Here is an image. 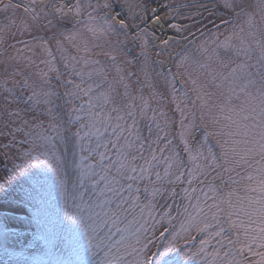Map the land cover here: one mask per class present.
Listing matches in <instances>:
<instances>
[{"label":"snow or ice","instance_id":"6c2138e0","mask_svg":"<svg viewBox=\"0 0 264 264\" xmlns=\"http://www.w3.org/2000/svg\"><path fill=\"white\" fill-rule=\"evenodd\" d=\"M2 161L58 264H264V0H0Z\"/></svg>","mask_w":264,"mask_h":264},{"label":"rangeland","instance_id":"374dc122","mask_svg":"<svg viewBox=\"0 0 264 264\" xmlns=\"http://www.w3.org/2000/svg\"><path fill=\"white\" fill-rule=\"evenodd\" d=\"M189 1L191 0H187ZM207 1L209 4L214 3V0ZM132 2L148 5L147 0H132ZM181 2L184 0H175V3ZM225 11L222 6L218 9L220 13ZM225 18H228L227 14ZM211 26V24L208 25L209 28ZM167 31L174 32L168 26ZM10 167L9 162H0V172ZM38 171L29 169L27 175H22L20 172L10 175L8 183L12 185L11 195L7 201L0 199V203H11L13 208L19 209L17 211L0 210V264H49V262L58 264L59 261L69 258L75 259V256L71 255L70 237L58 223V218L63 216V200L59 188L52 190V196L48 197L47 203L44 204L35 202L30 204L19 199L22 189L29 188L33 183L29 177ZM46 176L55 180L54 174L50 171L46 173ZM38 211L39 215H37ZM3 217L9 218L6 224L2 220ZM24 241H29L31 245L26 247ZM4 248H12L16 251ZM18 251L21 253L17 254Z\"/></svg>","mask_w":264,"mask_h":264}]
</instances>
